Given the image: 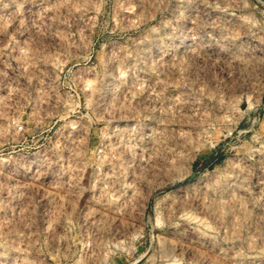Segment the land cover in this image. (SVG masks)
Wrapping results in <instances>:
<instances>
[{
	"label": "rangeland",
	"instance_id": "1",
	"mask_svg": "<svg viewBox=\"0 0 264 264\" xmlns=\"http://www.w3.org/2000/svg\"><path fill=\"white\" fill-rule=\"evenodd\" d=\"M0 264H264V0H0Z\"/></svg>",
	"mask_w": 264,
	"mask_h": 264
}]
</instances>
